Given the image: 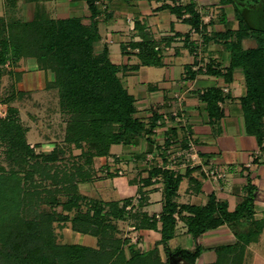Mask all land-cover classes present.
Instances as JSON below:
<instances>
[{
  "label": "trees",
  "instance_id": "trees-1",
  "mask_svg": "<svg viewBox=\"0 0 264 264\" xmlns=\"http://www.w3.org/2000/svg\"><path fill=\"white\" fill-rule=\"evenodd\" d=\"M220 2L234 5L238 26L227 27L214 37L230 52L228 71L239 67L244 72L247 93L241 102L247 131L256 135L264 148V16L261 10L264 0ZM6 3L12 8L16 0H6ZM91 8L93 15L96 14L93 3ZM187 8L191 13L187 20L194 28H206L200 13L193 6ZM141 29L142 40L136 45L142 62L160 65L162 57L151 32L144 25ZM99 39L96 23H84L77 16L53 18L38 14L30 21L0 16V85L6 76L11 88L6 94L8 99L5 97L3 101L30 95L32 91L18 88L22 71L15 68L21 60L34 57L39 68L52 73L45 89L53 92L51 110L59 111L65 122L62 142L55 143L49 152H37L28 142L29 127L22 123L16 107H8L7 115L0 116V146L4 147L10 166L9 172H0V264H174L175 256L194 264L202 252L201 246L194 250L170 249L169 241L178 220L176 213L195 238L222 224L252 220L248 230L238 233L236 245L219 247L222 253L218 260L208 263L237 264L235 258L239 251L243 254L245 243L256 241L264 230V219L255 217L256 187L251 183L234 211H229L227 204L214 194L205 204H184L176 200L182 176L173 169L150 167L146 184L151 183L153 176H161L164 183V206L159 219L146 213H132L127 201L90 198L80 191V185L102 176L95 166V157L109 155L114 144H137L144 133L152 132L156 120L147 123L136 116L134 96L119 77L120 69L111 61L109 50L105 47L96 53L91 48ZM166 143L170 144V140ZM74 148L81 151L71 154L74 159L67 162L66 153ZM22 172H25L23 182L29 181L30 187L23 186L19 177ZM47 180L57 195H53L52 187H47ZM62 196L67 197L63 200ZM80 201L87 202L85 211L79 208ZM42 202L62 204L67 212L76 207L78 210L72 218L69 213L57 211H45L40 219L25 214L27 208ZM184 211L189 214L183 215ZM56 217L70 220L76 232L97 236L100 248L57 243L52 231L43 229L44 222L52 224ZM129 219H133L130 222L136 228H157L160 220L162 236L149 250L130 245L132 256L127 258L125 244L129 239L116 234L120 230L117 222ZM241 240L244 243L237 248ZM159 245L166 256L162 255Z\"/></svg>",
  "mask_w": 264,
  "mask_h": 264
},
{
  "label": "crops",
  "instance_id": "crops-1",
  "mask_svg": "<svg viewBox=\"0 0 264 264\" xmlns=\"http://www.w3.org/2000/svg\"><path fill=\"white\" fill-rule=\"evenodd\" d=\"M92 3L96 8L94 15ZM188 6L200 13L206 28L196 30L187 20L191 14ZM38 14L53 18L77 16L87 24L94 21L100 39L91 46L93 52L105 47L109 50L111 61L120 69L119 77L134 96L136 116L147 123L156 119L152 132L144 133L137 144H114L109 155L95 157V166L102 176L89 184L102 183L104 200L127 201L132 213H146L159 219L164 206V183L161 176H153L151 183L146 184L151 170L145 158L148 153H159L164 144L169 145L166 142L176 138V144L180 145L194 141L203 164L212 160L225 172L223 178L215 180L202 165L181 167L177 165L181 159L177 160L178 167L173 170L182 176L176 198L179 203L202 205L214 194L227 204L229 211H234L251 183L256 187L255 217L264 219V148L258 137L247 131L241 102L247 93L244 72L239 67L228 71L230 52L214 37L227 27L238 26L232 3L224 4L220 0H16V5L9 8L6 0H0V16L30 21ZM142 25L156 42V50L162 57L160 65L144 64L139 56L136 43L142 40ZM15 69L22 71L18 82L22 90L43 89L52 79V74L39 68L34 57L21 60ZM28 80H37L40 85L31 87ZM175 113L183 118L180 122L175 120ZM164 159L167 163L166 155ZM188 214V211L183 213ZM175 216L178 220L169 241L170 249L194 250L201 246L202 252L194 264L217 261L222 253L219 247L236 245L238 233L252 226V220L240 219L195 238L179 214ZM130 221L133 219L125 222L141 234L142 249H152L161 239L160 220L157 228H136ZM263 233L264 230L256 241L245 243L242 256L251 253L250 261L264 260L263 254L253 249V245L262 242ZM242 243L243 240L236 247L241 248ZM159 247L164 256L162 245ZM178 262L189 264L182 257Z\"/></svg>",
  "mask_w": 264,
  "mask_h": 264
},
{
  "label": "rangeland",
  "instance_id": "rangeland-1",
  "mask_svg": "<svg viewBox=\"0 0 264 264\" xmlns=\"http://www.w3.org/2000/svg\"><path fill=\"white\" fill-rule=\"evenodd\" d=\"M52 74L51 72H49ZM5 80L0 85V116L5 117L7 115L8 107H16L18 110L17 115L20 116V119L22 123L29 127V131L27 133V139L28 142L31 144V146L34 147V149L37 152H49L51 151L55 143L62 142V135H63V127L65 125V122L63 121V117L61 116V113L59 111H52L51 110V102H52V93L48 91V89H37L36 87L40 85V83L36 80L33 82L32 80H28L31 87H34L36 89L30 90L32 91L30 95H24L23 97H14L13 99H9V102H4L3 99H5L6 94L11 91V88L9 86V82L7 81V77L5 76ZM22 87V86H21ZM20 89V86H18ZM27 91V90H26ZM7 98V97H6ZM8 99V98H7ZM55 103V102H53ZM80 149L74 148L73 151L70 153H66V160L67 162H72L74 157L71 156L77 155L80 153ZM9 161L5 157L4 154V147L0 146V172H9L10 170ZM53 170V169H52ZM22 178L25 177V172L20 173V176ZM38 178V177H36ZM98 180V179H97ZM24 187L31 186V183L28 181L26 182L24 179ZM48 188L52 187L53 189V195H57V191H55L54 186L50 185V181H45ZM89 184V183H88ZM80 191L83 193V195H86L90 198H96V199H104L102 195L103 186L101 182L89 184V185H80ZM67 196H62V199H66ZM79 208L83 211L87 209V202L86 201H80ZM78 210V207L74 208L72 211L67 212L63 209L62 204L58 205H52L50 203H38L35 204V206L27 208L25 210V214L29 215L31 218L34 219H40L39 216L43 212H62L64 214L69 213V216L72 218L76 211ZM118 226L120 228L119 232L116 234V236L123 238H128L129 242L125 244V253L126 257L130 258L132 256L131 249L129 248L130 242L135 245V249L141 248L140 246V237L141 234L138 233L135 229L129 228L127 222L125 221H118ZM43 229L44 230H50L53 233L54 239L59 244H66V243H78V244H84L91 247L100 248L99 239L97 236H94L92 234H84L80 232H76L71 228V221H63L56 217L52 224H48L47 222L43 223ZM144 245V244H143ZM142 249V248H141ZM253 249H255L256 253L263 254L264 257V233L262 235V242L259 243V245H253ZM163 254V253H162ZM237 254V253H236ZM249 254H246V256H242L241 251H239V255L237 256L236 262L237 264H264V260H261L258 262H254L251 260L253 257ZM223 255L226 256L225 252H223ZM256 255V254H255ZM225 259H229L228 257ZM224 260V259H223ZM179 257L175 256L173 263L179 264ZM234 263V262H233ZM235 264V263H234Z\"/></svg>",
  "mask_w": 264,
  "mask_h": 264
},
{
  "label": "built area",
  "instance_id": "built-area-1",
  "mask_svg": "<svg viewBox=\"0 0 264 264\" xmlns=\"http://www.w3.org/2000/svg\"><path fill=\"white\" fill-rule=\"evenodd\" d=\"M199 53V48L196 49ZM175 120L180 122L183 118L175 113ZM175 138V137H174ZM164 155L167 157V163L164 159ZM181 159V162L177 164L181 167H195L202 165L204 171L211 176L213 179L218 180L225 176L223 169L214 164L212 160H209L205 165L203 164L202 157L200 155L199 147L194 141H189L187 145L176 144V138L170 140V144L163 145L159 153H148L146 154V162L150 167L158 168H169L175 169L177 160Z\"/></svg>",
  "mask_w": 264,
  "mask_h": 264
},
{
  "label": "water",
  "instance_id": "water-1",
  "mask_svg": "<svg viewBox=\"0 0 264 264\" xmlns=\"http://www.w3.org/2000/svg\"><path fill=\"white\" fill-rule=\"evenodd\" d=\"M261 10H262V14H263V16H264V4H263Z\"/></svg>",
  "mask_w": 264,
  "mask_h": 264
}]
</instances>
